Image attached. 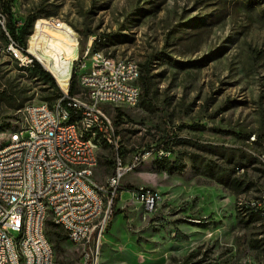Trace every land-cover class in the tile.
<instances>
[{"label": "rangeland", "instance_id": "1", "mask_svg": "<svg viewBox=\"0 0 264 264\" xmlns=\"http://www.w3.org/2000/svg\"><path fill=\"white\" fill-rule=\"evenodd\" d=\"M7 5L19 26L29 13L42 12L27 53L63 92L67 79H58L54 68L69 74L75 39L86 58L102 51L147 64L150 98L143 94L134 108L104 107L117 129L120 156L129 163L143 150L166 148L170 163L186 166L175 173L160 169L157 160L167 156L155 154L124 178L116 204L105 196L109 219L99 264H264L263 230L238 218L257 200L264 207V0H0V24ZM11 44L0 30V146L22 126L25 106L46 103L47 86L28 69L32 60ZM103 145L96 181L110 189L115 145ZM198 145L252 153L237 175L251 189L235 193L197 175L194 154L227 166L220 153ZM132 187L159 191L158 211L132 203L126 191ZM49 241L55 264H83L82 247Z\"/></svg>", "mask_w": 264, "mask_h": 264}, {"label": "built area", "instance_id": "2", "mask_svg": "<svg viewBox=\"0 0 264 264\" xmlns=\"http://www.w3.org/2000/svg\"><path fill=\"white\" fill-rule=\"evenodd\" d=\"M67 56L69 74H62V66L54 68L58 79H67L63 98L51 107L47 103L25 106L32 113L31 123H22L9 136L11 147L0 151V202L14 200V207L0 209V264H19V254H26L28 264H49V253L54 250L42 240L44 200H52L68 241L83 248V264H99L100 242L109 219V213H104L105 196H112V203L121 198L123 180L134 172L137 161H148L155 154L170 157L164 148L143 150L129 163L120 156L117 129L104 107H119L120 102H129V107L140 104L143 91L138 64L115 62L102 51L86 58V49L81 54L78 51L77 39ZM73 72L80 92L70 97ZM75 114L88 122L90 135H100V127H107L113 138L116 158L110 189H101L93 171L81 170V161L94 160L93 143L79 137L75 124L60 129L62 119ZM69 160H78L79 168H69ZM129 194H137V202L132 203L141 204L150 214L163 203L161 193L153 188H132ZM19 225H27L26 244H19Z\"/></svg>", "mask_w": 264, "mask_h": 264}, {"label": "trees", "instance_id": "3", "mask_svg": "<svg viewBox=\"0 0 264 264\" xmlns=\"http://www.w3.org/2000/svg\"><path fill=\"white\" fill-rule=\"evenodd\" d=\"M1 13V19L4 21V24H0L2 35L8 42L10 41L23 54L30 57L32 62L28 69H32V71L36 73L35 76L42 79L44 81V85L47 86V88L44 90L46 96L43 98V101H45L50 107L53 106L55 102L63 98L64 92L60 88L53 74L47 71L38 60L27 53L28 40L32 36L36 21L39 19L42 12L38 11L29 13L26 16L24 23L20 26L14 21L12 9L9 5L3 6ZM140 68L141 77L138 83L143 91L144 97H147L148 99L151 96L150 69L148 68L147 64L141 65ZM79 92L80 89L78 86L77 74L73 72L69 82V96H75L79 94ZM143 106L148 108L146 104H143ZM20 108L21 106L17 107V109ZM118 116H122V114L119 112ZM79 117V114H75L74 120L79 119ZM181 142L187 143L185 140ZM105 146L111 147L109 145ZM198 147L205 150H214L216 153H220L219 155L225 160L227 166H218L216 164H212V162L202 157L200 154H194L191 156V160L193 164V170L197 175H203L214 179L216 182L226 188L231 189L235 193L240 191L248 192L251 189V186H245L244 183L240 182L237 175L241 169L246 167L247 163L249 164L252 162L254 159L252 153L243 148H229L225 146L212 145H198ZM164 149L167 150L166 148ZM157 161L162 162L159 165L160 169L169 171L171 173L182 172L186 168L185 165L179 166L178 160L175 163H170L168 158ZM118 200L119 198L116 197L113 200V204H116ZM115 215L116 214H114V216ZM238 218L241 223H245L247 226L258 224L264 233V207H262L259 200H257L255 204L250 203L247 206L242 207L239 211ZM51 221L52 220H49V223L47 222L46 224L47 236L52 239L57 238L59 240H68L62 228Z\"/></svg>", "mask_w": 264, "mask_h": 264}, {"label": "bare ground", "instance_id": "4", "mask_svg": "<svg viewBox=\"0 0 264 264\" xmlns=\"http://www.w3.org/2000/svg\"><path fill=\"white\" fill-rule=\"evenodd\" d=\"M115 62H132L133 64H137L134 61L124 60V59L115 60ZM120 106L129 107V102H120ZM22 115H23L22 123L30 124L32 121V113L28 109V107H26L23 110ZM74 124L76 130H79V137L83 138V140H86V143H93V146H95L94 160L81 161V170L83 172L93 171V173H95L96 169L98 168L99 151L102 147V144L106 142L108 144L115 145L113 138L110 137V135L108 134L107 127H100V135H90V131L88 130V122L84 121V117H79V119L74 120V115H68L67 117L63 118L62 121L60 122V129H71L74 127ZM7 147H11V140H8L6 144L0 146V151L6 149ZM156 155L159 156L160 158L162 157L164 158L167 156V154H156ZM145 161L146 160L137 161L134 164V170L138 168ZM69 168H79V161L69 160ZM112 183H113V176H111V178L109 179L108 185L111 187ZM101 189L103 188L101 187ZM131 200L137 201V194H131ZM7 207H14V200H6V202H0V209H7ZM43 209H44V214L42 216V224L44 225L45 229H42V240L44 242V245L47 246L49 250H54L46 233V224L49 220H52L53 223L60 226V220H56V213L52 200H44ZM108 210L109 209L107 208L105 202L104 213H108ZM26 233H27V225H19V244H26L27 241ZM19 264H28V259H26V254H19ZM49 264H55L54 251L49 253Z\"/></svg>", "mask_w": 264, "mask_h": 264}, {"label": "crops", "instance_id": "5", "mask_svg": "<svg viewBox=\"0 0 264 264\" xmlns=\"http://www.w3.org/2000/svg\"><path fill=\"white\" fill-rule=\"evenodd\" d=\"M104 147V146H103ZM103 147L101 148V149H103ZM107 147V146H106ZM99 164H100V157H99ZM115 166H113V169H112V171H111V173H110V175H109V177H108V179H107V182H108V180H109V178L113 175V173H114V168ZM98 169H99V166H98V168L96 169V171H95V178H96V176L99 178V179H101V176L98 174L97 175V171H98ZM124 185V184H123ZM131 188H129L128 190H126V191H128L129 192V190H130ZM122 192V191H121Z\"/></svg>", "mask_w": 264, "mask_h": 264}, {"label": "water", "instance_id": "6", "mask_svg": "<svg viewBox=\"0 0 264 264\" xmlns=\"http://www.w3.org/2000/svg\"><path fill=\"white\" fill-rule=\"evenodd\" d=\"M40 63H42V62H40ZM43 65V64H42ZM44 66V65H43ZM44 68H45V66H44ZM46 69V68H45ZM47 71H49L48 69H46Z\"/></svg>", "mask_w": 264, "mask_h": 264}]
</instances>
